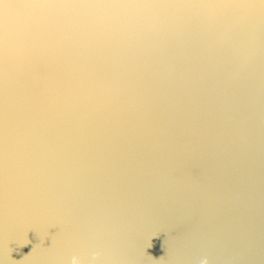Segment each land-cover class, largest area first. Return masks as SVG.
I'll return each mask as SVG.
<instances>
[{
    "label": "water",
    "instance_id": "water-1",
    "mask_svg": "<svg viewBox=\"0 0 264 264\" xmlns=\"http://www.w3.org/2000/svg\"><path fill=\"white\" fill-rule=\"evenodd\" d=\"M74 255L264 264V0L3 10L0 264Z\"/></svg>",
    "mask_w": 264,
    "mask_h": 264
},
{
    "label": "snow or ice",
    "instance_id": "snow-or-ice-1",
    "mask_svg": "<svg viewBox=\"0 0 264 264\" xmlns=\"http://www.w3.org/2000/svg\"><path fill=\"white\" fill-rule=\"evenodd\" d=\"M10 2L11 3L26 4V3H29L30 0H0V17L3 16V10L9 6Z\"/></svg>",
    "mask_w": 264,
    "mask_h": 264
},
{
    "label": "clouds",
    "instance_id": "clouds-1",
    "mask_svg": "<svg viewBox=\"0 0 264 264\" xmlns=\"http://www.w3.org/2000/svg\"><path fill=\"white\" fill-rule=\"evenodd\" d=\"M97 255H98L97 253H93L92 259L95 260V258H96ZM70 264H80V259L77 256L74 255V256H72V258L70 260ZM199 264H208L207 258L206 257L205 258H202L199 261Z\"/></svg>",
    "mask_w": 264,
    "mask_h": 264
},
{
    "label": "bare ground",
    "instance_id": "bare-ground-1",
    "mask_svg": "<svg viewBox=\"0 0 264 264\" xmlns=\"http://www.w3.org/2000/svg\"><path fill=\"white\" fill-rule=\"evenodd\" d=\"M226 171V170H225ZM227 173H229L230 174V176H232L233 178H236V175L238 176L237 178H239L240 177V175L242 174V173H245V169L244 170H241V171H239V174L237 173V172H230V171H226Z\"/></svg>",
    "mask_w": 264,
    "mask_h": 264
}]
</instances>
